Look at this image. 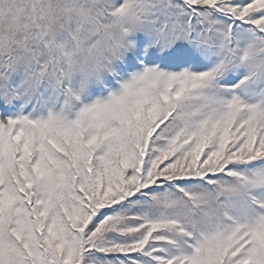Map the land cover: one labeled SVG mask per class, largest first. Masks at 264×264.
Returning a JSON list of instances; mask_svg holds the SVG:
<instances>
[{"label": "snow or ice", "instance_id": "6c2138e0", "mask_svg": "<svg viewBox=\"0 0 264 264\" xmlns=\"http://www.w3.org/2000/svg\"><path fill=\"white\" fill-rule=\"evenodd\" d=\"M0 264H264V0H0Z\"/></svg>", "mask_w": 264, "mask_h": 264}]
</instances>
